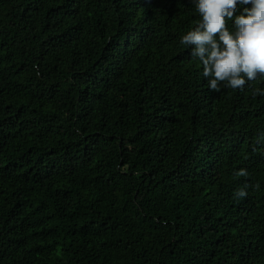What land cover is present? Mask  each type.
Instances as JSON below:
<instances>
[{
    "label": "trees",
    "instance_id": "16d2710c",
    "mask_svg": "<svg viewBox=\"0 0 264 264\" xmlns=\"http://www.w3.org/2000/svg\"><path fill=\"white\" fill-rule=\"evenodd\" d=\"M200 19L0 0V264H264V77L210 90Z\"/></svg>",
    "mask_w": 264,
    "mask_h": 264
},
{
    "label": "clouds",
    "instance_id": "9594fccd",
    "mask_svg": "<svg viewBox=\"0 0 264 264\" xmlns=\"http://www.w3.org/2000/svg\"><path fill=\"white\" fill-rule=\"evenodd\" d=\"M238 6L240 14L234 15ZM196 10L201 19L181 38V44L194 46L193 55L203 65L210 90H217L220 82L241 89L246 80L264 77V0H196ZM229 20L234 32L228 29ZM247 174L246 169L238 172ZM246 195L244 189L237 192L240 198Z\"/></svg>",
    "mask_w": 264,
    "mask_h": 264
}]
</instances>
